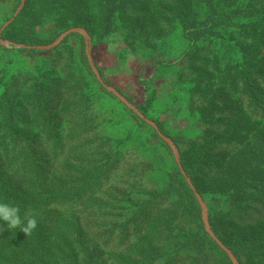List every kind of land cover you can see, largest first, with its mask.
Returning <instances> with one entry per match:
<instances>
[{"label": "rangeland", "instance_id": "obj_1", "mask_svg": "<svg viewBox=\"0 0 264 264\" xmlns=\"http://www.w3.org/2000/svg\"><path fill=\"white\" fill-rule=\"evenodd\" d=\"M112 4L113 12H110L105 10V0H25L23 7L22 0H0V98L10 92L13 97H20L15 105L21 107L32 88L30 85L24 89L26 78L51 76L52 61L59 57L65 69H70L72 63L83 64L88 50L104 83L120 92L178 148L179 162L155 127L140 118L142 123L118 97L103 90L96 75L89 77L100 134L110 141V149L123 157L113 177L126 179L123 186L114 188L117 182L113 181L100 193L87 192L82 205L75 207L79 212L96 200L102 203L101 211L89 208L83 219L88 231L85 237L100 243L96 262H122L112 258L111 252L117 249L114 243H108L109 238L119 239L115 219L131 223V232L145 233L149 229L173 232L174 239L168 234L162 238L161 256L155 264L176 255L193 264L198 258L218 254L216 247L201 238L200 221L186 215V198L177 219L172 206L162 216L160 202L154 197L169 193L171 175L176 169L182 177L184 171L192 181L205 203L209 223L210 215L216 216L218 234L211 223L210 226L226 249L235 255L221 238L235 244L242 238L246 240L251 232L252 239L260 237L264 241V218L258 224L242 226L237 214L240 207L233 205L227 192L231 184L226 183L243 174L244 160L250 161L247 150L242 156L232 155V141L247 136L255 139L260 133L264 137L262 126L258 129L262 122L258 118L260 114L253 118L254 110H249L252 92H247L245 86L233 88L228 80V71L236 66L229 60H242L247 53L260 52L251 73L262 71L263 0H116ZM249 7L251 16L241 17L242 11ZM76 28L88 32L89 48L82 33L70 34L60 45L41 51L36 58L27 52L36 49L20 46H47ZM249 32H253L254 40L244 46L240 35ZM236 38L239 43L235 42ZM254 93L259 99L256 108L263 109V90L259 87V92ZM21 110L27 119V109ZM33 139H37L33 142L38 154L46 155L38 136L34 135ZM183 159L190 174L196 176V185L184 169ZM221 166L222 171L217 172ZM131 173L136 176L134 183L128 182ZM181 188L184 190V186ZM183 195L171 196L177 201ZM202 212L201 207L203 222ZM149 224L152 226L148 227ZM204 230L230 259L205 225ZM112 231L115 233L111 234ZM103 233L106 238L97 239ZM141 240L155 241L150 235L139 238L143 245ZM66 242L58 239V246L66 249ZM240 257L244 264H264V257L257 258L252 251Z\"/></svg>", "mask_w": 264, "mask_h": 264}, {"label": "trees", "instance_id": "obj_2", "mask_svg": "<svg viewBox=\"0 0 264 264\" xmlns=\"http://www.w3.org/2000/svg\"><path fill=\"white\" fill-rule=\"evenodd\" d=\"M115 1L105 0V10L113 12L112 3ZM251 14L249 7L242 11L241 17L249 18ZM252 34L253 32H249L240 35V43L244 46L250 45L254 40ZM238 39H235L236 43H239ZM33 44L39 45L37 42ZM259 49L261 50L262 47ZM27 52L32 58L42 53L39 50H27ZM259 53L257 52L256 55L247 53L243 55L242 60H229L236 63V66L228 71V80L232 82L233 88L245 86L247 92H252L249 95V110H254L251 113L252 117L260 114L258 118L262 122L259 123L258 129L262 126L261 130L263 129L262 133H264V105L263 109L256 108L259 99L254 93V91L259 92L260 87L264 95V73H262L264 56L260 63L262 71L251 73L253 64L260 56ZM82 63L81 66L72 63L70 69H65L63 60L59 57L58 60L52 61L51 76L46 74L41 75L42 77L40 75L32 77L31 75L26 78L24 89L25 86L30 85L32 88L27 93L26 100L21 103V107L15 105L20 97H13L10 92L0 98V201L19 206L22 216L29 210L33 211L37 214L38 221L37 229L28 237L19 229L13 231L8 229L6 223L0 221V227L4 228V231L0 230V264L111 263L96 262L98 254L96 252L100 243L85 237L88 231L84 228L83 219L87 217L89 208L94 212L101 211V201L96 200L89 205V208L81 209L79 212L78 207L75 208L77 205H82L87 192L100 193L105 185L115 183L113 181L117 182L114 188L123 186L126 181L123 177H115L116 179L113 177V173L116 174L119 170L118 165L123 157L110 149V141L100 134L93 112L89 81V77H95V74L86 54ZM230 76L234 79L232 80ZM258 77L261 78L260 81L256 80ZM101 87L107 92L102 85ZM23 107L27 109V119L23 117L24 113L21 110ZM132 114L142 122L136 114L133 112ZM34 135H37L38 140L43 144L46 155L38 154L37 146L33 142L37 140L33 139ZM164 144L168 146L165 142ZM231 145L232 155L242 156L243 151L247 150L250 152L248 155L250 161L244 160L246 171L243 174H237L236 179L226 181L231 184L227 190L228 195L233 205L240 207L237 214L242 226L258 224L264 218V137L261 133L255 139L250 136L242 137L232 141ZM182 162L187 174L196 185V176L190 174L184 159ZM221 168L222 166L217 172L222 171ZM135 181L136 176L131 173L128 182ZM181 186H184V190ZM168 190L167 195L159 194L154 197L160 202L162 216L166 215L168 206H172L177 219L181 209L184 210L183 200L185 202L186 198V215L200 221L203 230L201 238L218 249L216 256H203L194 260L193 264H232L226 253L205 232L201 207L194 191L185 177H182L179 169L172 173ZM197 191L200 192L198 188ZM251 191L259 195H254ZM173 193H184V197L181 200H173L171 196ZM245 197L250 199L247 200ZM74 210L77 213L72 212ZM60 211L64 213L59 214ZM115 222L119 226L116 231V233L120 232L117 236L119 239L116 241L114 238H109L108 243H114L115 248L119 249L111 252L112 258L122 262L113 264H155L161 256L159 245L162 238L168 234L174 239L172 231L163 233L149 229L145 233L141 232L143 230L131 232V223L128 221L115 219ZM210 223L218 234L217 219L213 214L210 215ZM150 226L152 224L148 225ZM72 227H75L76 231H72ZM114 233L115 231L111 232ZM147 235L152 236L155 241L147 243L141 240L143 244L141 245L139 238ZM251 236L249 232V236L246 237L248 240L242 238L235 244L220 238L233 250L241 264H244L240 256L246 255L248 251H252L257 258L264 257V241H261L260 237L252 239ZM104 238H106L104 233L97 237L101 241ZM58 239L67 241L66 249L58 246ZM133 239L136 241L133 242ZM162 264L189 263L185 257L176 255L172 258L168 257Z\"/></svg>", "mask_w": 264, "mask_h": 264}, {"label": "water", "instance_id": "obj_3", "mask_svg": "<svg viewBox=\"0 0 264 264\" xmlns=\"http://www.w3.org/2000/svg\"><path fill=\"white\" fill-rule=\"evenodd\" d=\"M25 4V0H22V7L24 6ZM21 7V8H22ZM73 33H82L86 40H87V47L89 48V43H90V36L88 34V32L84 29H81V28H76V29H72V30H69L67 31L66 33H64L63 35H61L54 43L50 44V45H47V46H26V45H20L22 48H25V49H36V50H40V51H47V50H50V49H53L55 47H57L58 45H60L67 36H69L70 34H73ZM87 56H88V60H89V63H90V66L92 68V71L93 73L97 76L98 80L100 81V83L102 84V86L110 93H112L113 95H115L116 97H118V99L124 103V105H126L130 110H132L139 118H141L143 121H145L146 123H149L150 125H152L153 127H155L157 129V132L159 134V136L169 145V147L171 148L172 152L174 153V155L176 156V159H177V162H179V151H178V148L177 146L175 145V143L169 138L167 137L166 135H164L163 133H161L158 128L154 125V123H152L150 120H148L140 111L137 107H135L132 103H130L120 92L116 91L115 89L111 88L110 86H108L107 84L104 83V81L101 79V77L99 76L98 74V71L97 69L95 68L93 62L91 61V57H90V54L87 50ZM183 174L185 175L186 177V180L188 182V184L190 185V187L193 189V191L195 192V195L202 207V217H203V222H204V225H205V228H206V231L212 236L214 237V239L217 241V243L219 245H221L225 250L226 252L228 253L231 261L233 264H239L237 258L235 257V255L228 249H226L222 243L215 237V235L213 234L212 232V229H211V226H210V223H209V219H208V214H207V210H206V206H205V203L203 202L201 196L196 192L193 184H192V181L187 177V175L185 174V172L183 171Z\"/></svg>", "mask_w": 264, "mask_h": 264}, {"label": "clouds", "instance_id": "obj_4", "mask_svg": "<svg viewBox=\"0 0 264 264\" xmlns=\"http://www.w3.org/2000/svg\"><path fill=\"white\" fill-rule=\"evenodd\" d=\"M36 215V213L29 210L22 216L19 206L0 201V221L5 222L8 229L12 231L19 229L27 237L31 236L38 227ZM0 230L4 231V228L0 227Z\"/></svg>", "mask_w": 264, "mask_h": 264}]
</instances>
